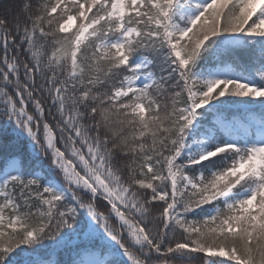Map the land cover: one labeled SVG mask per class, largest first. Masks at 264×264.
Segmentation results:
<instances>
[{
  "label": "snow or ice",
  "instance_id": "snow-or-ice-1",
  "mask_svg": "<svg viewBox=\"0 0 264 264\" xmlns=\"http://www.w3.org/2000/svg\"><path fill=\"white\" fill-rule=\"evenodd\" d=\"M0 264H264V0L0 4Z\"/></svg>",
  "mask_w": 264,
  "mask_h": 264
},
{
  "label": "trees",
  "instance_id": "trees-1",
  "mask_svg": "<svg viewBox=\"0 0 264 264\" xmlns=\"http://www.w3.org/2000/svg\"><path fill=\"white\" fill-rule=\"evenodd\" d=\"M11 0H0V4L10 3Z\"/></svg>",
  "mask_w": 264,
  "mask_h": 264
}]
</instances>
